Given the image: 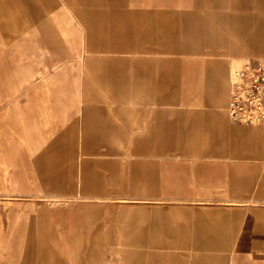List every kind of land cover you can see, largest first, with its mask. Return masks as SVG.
<instances>
[{"label": "rangeland", "instance_id": "374dc122", "mask_svg": "<svg viewBox=\"0 0 264 264\" xmlns=\"http://www.w3.org/2000/svg\"><path fill=\"white\" fill-rule=\"evenodd\" d=\"M260 1V8L235 9L234 16L241 19L239 24L243 28L253 22L247 31L235 33L216 24L212 32L205 34L215 40L191 45L192 51L201 53L179 55L152 51L114 54L95 46L89 48L85 30L58 0L73 29L74 39L70 38V43L75 44V50L54 55L51 45L40 44L41 35H38L39 39L34 38L33 42L41 49L28 52L27 59L34 66L32 74L38 76L30 79L23 90L37 88L36 98L41 100L43 85L49 89L56 85L68 87L72 107L67 110L63 103L60 110L52 108L49 111L53 128L45 140L47 143L63 136L68 129L70 158L67 163L61 159L63 137L58 149L48 150L45 157L48 161L58 159L63 167L69 165L72 187L61 191L39 190L37 194L23 192L15 197L2 196L0 201L6 210H13L16 216L29 215V221L21 228L26 232L22 237H12L5 252L11 257L10 264H180V258L186 254L220 255L219 264H233V258L241 251H264V184H253L250 190L239 189L244 183L236 184L234 179L246 178L240 174L243 170L233 165L236 159L221 158L236 151L254 149L256 141L251 143L249 136H264V126L231 122L219 114L225 115L228 84L240 62L251 56L264 57L257 50L259 44H264V0ZM24 11L30 13L27 8ZM153 15L127 13L136 22L158 17ZM115 16L119 18L118 24L122 23L124 16ZM161 18L181 24L186 16L173 12L161 14ZM37 26L33 22L30 28ZM16 30H13L15 39L21 36ZM60 47L66 48L64 43ZM147 47L160 49L159 46ZM115 55L124 58L117 66L118 73L134 82L127 95L129 101L119 106L109 105L105 109L108 121L94 109L99 103L95 106L91 103L87 124L94 127L91 141L92 137L100 135V123L109 124L111 129L103 136L121 153L93 155L83 150L81 130L84 122L78 86L86 82L92 94H104L103 83L98 80L104 70L102 59ZM187 69L202 74L196 86L200 99L196 105L182 104L186 84L183 75ZM171 95H175L173 101ZM20 115L24 113L16 109L10 113V118L17 123ZM37 123L41 127L39 121ZM134 144H150L151 150L131 152ZM19 157L16 154L6 158V164L0 168V178L3 167L14 172L20 168ZM96 159L102 164L93 163ZM86 160L91 163L88 170L105 179V185L97 192L98 197L82 196L78 179L83 175ZM54 178L58 176L50 169L45 180L51 183ZM163 179L173 183L161 184L159 181ZM259 179H264V175ZM134 181L139 184H131ZM171 191L185 199L161 198ZM209 213L220 216L214 227L218 229L216 238L226 235L221 250L176 249L175 255L122 253L140 237L142 227L153 218L172 227L184 224L190 228L193 225L190 218ZM246 232L253 237L243 246L240 237ZM111 240L117 247L115 252H110L107 247ZM210 264L218 263L213 260Z\"/></svg>", "mask_w": 264, "mask_h": 264}, {"label": "crops", "instance_id": "0c3cea01", "mask_svg": "<svg viewBox=\"0 0 264 264\" xmlns=\"http://www.w3.org/2000/svg\"><path fill=\"white\" fill-rule=\"evenodd\" d=\"M59 1L70 10L85 30V42L89 48L95 46L99 47L98 50L114 54L151 51L179 55L199 54L200 51L191 50V45L215 40L214 37H207L205 34L208 31L212 32L216 24L235 33L240 30L247 31L252 27L253 22L245 25L244 28L239 24L241 19L234 16L235 9H253L261 6L260 0ZM23 8L25 10L27 8L30 13L24 11ZM21 10L24 12L22 13ZM173 12L184 14L186 16L184 23L177 24L173 19L161 18V14H172ZM127 13H138L143 16H150L154 13L153 16L158 17H147L136 22L132 20L133 17L127 16ZM115 14L124 16V19L121 18L123 21L119 23L120 25L118 24L119 18ZM105 15H111V17H105ZM33 22L38 24L36 28H30ZM13 30L21 33V36L15 39ZM72 30L68 15L61 9L58 0H0V168L6 164V158H10L11 155L16 156V154L20 156V168L17 171H8L3 167L4 173L0 178V200L2 196L15 197L23 192L37 194L39 190L61 191L72 187L69 165L63 167L58 159L52 158L51 161H48L45 157L48 150L58 149L59 140L63 137L65 140L62 144L64 154L61 159L67 163L70 158L68 129L63 136L59 135L47 143L45 140L53 128L49 111L56 108L60 110L63 103L67 110L68 107H72L68 87L56 85L49 89V87L44 88L43 85L41 100L36 98L37 88L25 92L23 90L29 84L30 79L33 80L38 76L32 74L34 66L27 59L28 52H39L41 49L39 44L33 42L34 38L41 35L40 39L38 38L40 44L51 45V52L54 55L69 54L76 47L75 44L70 43V38L74 39ZM62 43H64L65 49L60 47ZM147 46H159L160 49H148ZM257 50L264 54V44H259ZM123 59L118 55L102 59L104 70L101 71L98 80L103 83L101 87L105 91L104 94L95 96L86 82H81L80 87L78 86L81 95L80 110L84 122L83 130H81L83 132V150L86 153L93 155L121 153L103 136L111 129L109 124L100 123V135L97 138L92 137L91 141V130L94 127L87 124V119L93 104L95 106L96 103H99L94 109H98L101 115H104V119L108 121L105 109L109 105L119 106L129 101L127 95L133 89L131 86L134 82L127 76L118 73L117 66L123 62ZM45 64H43L44 71ZM199 73L198 70L187 69L185 71L183 76L186 79V84L183 88L185 95L182 104L196 105L199 103L200 99L196 94V86L202 78V74ZM228 95L229 84L226 101ZM171 96L170 99L173 101L175 95ZM16 109H21L24 113L17 118V123L10 118V113ZM219 114L222 119L225 117L228 119L226 107V116L223 112ZM38 121L41 127L37 125ZM252 132H259V130ZM249 138L251 143L256 141L254 149L243 152L236 151L231 153V156H221V158L236 159L233 165L235 168L243 170L240 174L245 175L246 178H243L244 180L234 179L236 184L244 183L243 187H238L241 190H250L253 188V184H264V179H259L260 175H264V136L257 137L251 134ZM150 150V144H134V147L131 148V152L136 153ZM83 163V175L78 179L83 190L82 196L98 197L97 192L105 185V179L102 175L98 176L88 170L87 166L91 164L90 161L86 160ZM93 163L100 165L102 161L96 159ZM50 169H53L54 175L58 176L51 183L45 180V174ZM159 182L161 184L173 183L165 179ZM110 183L112 182L110 181ZM131 184L135 185L139 182L134 181ZM173 193L172 191L167 192L161 198L185 199ZM157 197L152 196L151 198ZM79 210L81 211L80 208ZM28 216H16L13 210H6L3 207V202L0 201V264H10L11 257L5 252L8 250L12 237H22L26 232H22L21 228L22 224L29 221ZM194 216L195 218L189 219L193 224L190 228L184 224L172 227L165 221L154 218L149 220L142 227L140 237L129 244L130 247L127 250H122V253L175 255L174 250L176 249L221 250L225 245L226 235L220 236L219 239L216 238L215 234L218 229L214 227L220 216L211 213ZM252 237L251 233L247 234L246 232L244 236L240 237L243 239V244H241L248 245V240ZM107 243H109L107 247L110 252L117 250L112 240ZM237 254L233 258V264H264V251L262 250L241 251ZM218 257L220 255L204 254L200 257L186 254L185 257L180 258V264H210L213 260L219 264Z\"/></svg>", "mask_w": 264, "mask_h": 264}, {"label": "built area", "instance_id": "2783aa9c", "mask_svg": "<svg viewBox=\"0 0 264 264\" xmlns=\"http://www.w3.org/2000/svg\"><path fill=\"white\" fill-rule=\"evenodd\" d=\"M226 114L231 122L264 126V57H247L233 71Z\"/></svg>", "mask_w": 264, "mask_h": 264}]
</instances>
